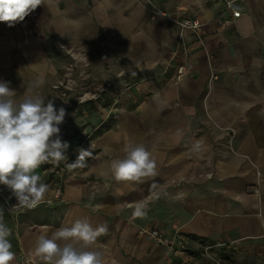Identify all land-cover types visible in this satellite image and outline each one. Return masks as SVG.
Here are the masks:
<instances>
[{
	"label": "crops",
	"instance_id": "crops-1",
	"mask_svg": "<svg viewBox=\"0 0 264 264\" xmlns=\"http://www.w3.org/2000/svg\"><path fill=\"white\" fill-rule=\"evenodd\" d=\"M235 2L240 10L231 18L226 0H44L23 22H0V81L10 82L16 100L29 89L41 96L73 54L89 76L132 79L130 104L114 105L113 121L82 143L93 153L88 166L69 169L77 157L66 162L62 199L50 200L52 172L47 209L29 210L28 227L19 217L20 248L33 252L41 233L86 219L108 226L94 246L105 264H187L192 252L203 258L207 245L220 242L231 246L223 264H240V247L264 254V0ZM181 17L198 18V34L181 28ZM181 63L191 69L178 80ZM122 87L105 93L115 101ZM129 141L156 158L158 175L144 184L118 182L110 172ZM138 203L147 206L143 218L133 216ZM38 211L47 212L39 225ZM151 227L177 231L187 257L152 242Z\"/></svg>",
	"mask_w": 264,
	"mask_h": 264
},
{
	"label": "clouds",
	"instance_id": "clouds-1",
	"mask_svg": "<svg viewBox=\"0 0 264 264\" xmlns=\"http://www.w3.org/2000/svg\"><path fill=\"white\" fill-rule=\"evenodd\" d=\"M43 3L44 0H0V22L13 27ZM41 83L42 79L35 82L37 86ZM15 96L10 82L0 81V185L10 192L9 199H15L13 207L32 208L48 192V185L36 170L46 162L68 161L66 152L70 144L60 134L66 110L57 109L54 99L46 102L31 89L19 100ZM202 147L203 141L198 140L193 150L199 152ZM123 151L124 155L112 159L109 165L116 181L139 185L158 175L156 158L144 145L129 141ZM92 155L91 148H80L76 160L66 166L85 168ZM179 195L182 198L183 194ZM146 215L147 206L138 203L133 216ZM108 230L107 224L93 227L86 219H78L50 234L43 232L37 236L35 253L43 264H105L102 251L94 246ZM10 235L0 212V264H11L15 259Z\"/></svg>",
	"mask_w": 264,
	"mask_h": 264
},
{
	"label": "rangeland",
	"instance_id": "rangeland-1",
	"mask_svg": "<svg viewBox=\"0 0 264 264\" xmlns=\"http://www.w3.org/2000/svg\"><path fill=\"white\" fill-rule=\"evenodd\" d=\"M82 60L81 55L73 54V62L67 63L66 68L58 73L56 79L49 80L48 89L40 96L46 102L49 99H54V105L57 109L63 107L66 110L65 120L60 125V134L62 139L70 144L66 152L68 161L77 157L78 149L82 148L83 142H86L98 130L106 127L113 121L112 110H114L115 106L126 103L130 104L129 102L132 101V95L128 93V90L132 88V79L111 81L114 83L112 84L110 80L96 78L95 76H91V74L89 76L87 73L88 64L82 62ZM112 85H123L121 91L115 95L117 97L116 100L114 99L115 101H112L113 97L111 95L110 98L112 99H109V96L105 93L109 91ZM106 103L111 104L109 106H102V104ZM100 121L102 123L95 128V125ZM72 140H76L75 143L73 142L72 144ZM52 166V162H46L40 166V171L39 169L36 171L42 177L43 182L48 185V188L51 186L53 180V175H51ZM64 178L65 175L63 176V180ZM9 197L10 192L5 188H0V212H2L3 223L11 230V235L8 239L12 244V251L15 253V259L12 261V264H38L40 258L36 255L35 250L33 251L34 253L26 252L18 246L17 224L19 217L25 216V225L27 227L33 225L34 222L31 223V219L27 217L29 216V210L37 208L47 209L44 204L48 202V199H43L35 207L27 208L18 205L13 207L16 201L14 198L9 199ZM61 199L62 197L60 199H51L50 197V200ZM46 213L45 211L36 212L35 216L37 219L35 218V223L39 225L41 223L39 219H46ZM217 245L214 244L213 247L204 249L206 258H202L192 252L191 259H188L187 264H204V262L205 264H223L224 260H229L230 255H228L229 251L227 248L231 246H227L229 244L225 242L217 243ZM238 249L239 251H243V255L240 257V264H264V254L261 253V249H243L241 247Z\"/></svg>",
	"mask_w": 264,
	"mask_h": 264
},
{
	"label": "built area",
	"instance_id": "built-area-1",
	"mask_svg": "<svg viewBox=\"0 0 264 264\" xmlns=\"http://www.w3.org/2000/svg\"><path fill=\"white\" fill-rule=\"evenodd\" d=\"M226 9L229 12L230 17L234 18L239 14L240 7L235 2V0H226ZM155 13L160 14L164 17L171 18L170 15H168L167 12L162 9H155ZM230 17H223L218 20V23L220 25H223L230 21ZM176 22L178 23V25H180L181 28L191 29L196 34H198V29L201 25L200 20L196 17H181L177 19ZM179 38L181 39V37ZM179 44H181V41L178 42V45ZM190 69L191 66L189 64H178L175 68L176 79H182L183 76H185L190 71ZM66 162L67 161H60L59 164L52 162L53 166L51 167V170L55 175L56 181L53 183L51 199H60L62 197L61 183L63 174L66 170ZM145 233L151 241L164 245L167 248L168 252L180 257L181 260H183V258L186 256L185 253L188 248V242L184 238H176L177 231H175V234L173 235H166L159 231L157 228L151 227L145 230ZM213 245L214 244H209L205 247V249L208 247H213Z\"/></svg>",
	"mask_w": 264,
	"mask_h": 264
}]
</instances>
